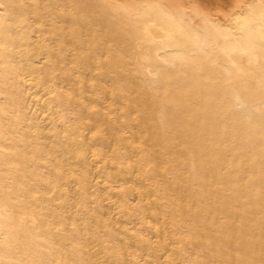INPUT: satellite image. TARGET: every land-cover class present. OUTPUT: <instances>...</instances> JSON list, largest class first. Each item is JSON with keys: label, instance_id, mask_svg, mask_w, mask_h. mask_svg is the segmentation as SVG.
<instances>
[{"label": "bare ground", "instance_id": "1", "mask_svg": "<svg viewBox=\"0 0 264 264\" xmlns=\"http://www.w3.org/2000/svg\"><path fill=\"white\" fill-rule=\"evenodd\" d=\"M0 264H264V0H0Z\"/></svg>", "mask_w": 264, "mask_h": 264}]
</instances>
